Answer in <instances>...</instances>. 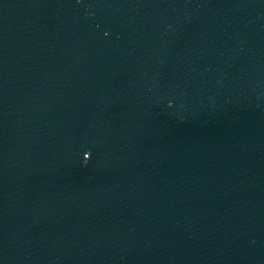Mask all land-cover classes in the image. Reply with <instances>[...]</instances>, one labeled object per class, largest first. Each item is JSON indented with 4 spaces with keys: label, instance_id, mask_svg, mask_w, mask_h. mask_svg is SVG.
I'll return each instance as SVG.
<instances>
[{
    "label": "water",
    "instance_id": "95a60500",
    "mask_svg": "<svg viewBox=\"0 0 264 264\" xmlns=\"http://www.w3.org/2000/svg\"><path fill=\"white\" fill-rule=\"evenodd\" d=\"M0 264H264V0H0Z\"/></svg>",
    "mask_w": 264,
    "mask_h": 264
}]
</instances>
